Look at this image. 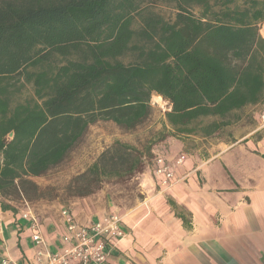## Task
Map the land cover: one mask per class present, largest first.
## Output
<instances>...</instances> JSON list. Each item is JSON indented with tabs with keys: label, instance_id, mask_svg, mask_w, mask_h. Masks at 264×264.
<instances>
[{
	"label": "trees",
	"instance_id": "1",
	"mask_svg": "<svg viewBox=\"0 0 264 264\" xmlns=\"http://www.w3.org/2000/svg\"><path fill=\"white\" fill-rule=\"evenodd\" d=\"M150 1L173 4L174 17ZM262 22L264 0H0V194L41 198L31 177L62 164L98 121L142 125L154 94L177 133L219 135L264 104ZM143 164L117 142L77 178L80 196Z\"/></svg>",
	"mask_w": 264,
	"mask_h": 264
},
{
	"label": "crops",
	"instance_id": "2",
	"mask_svg": "<svg viewBox=\"0 0 264 264\" xmlns=\"http://www.w3.org/2000/svg\"><path fill=\"white\" fill-rule=\"evenodd\" d=\"M256 117L259 124L242 134L217 137L207 156L200 149L186 148L184 163L174 166L175 183L161 188L153 178L154 183L142 190L144 196L132 207L117 211L86 204L84 213L77 207L67 209L81 225L111 213L122 217L125 236L111 240L109 264H264V125ZM164 154L172 161L181 155ZM238 154L249 156L261 169L258 173L254 167L240 175L243 183L228 167L236 166ZM225 155L231 157L225 160ZM216 162L224 171L213 169ZM63 209L46 219L31 211L53 252L73 244ZM0 212L4 231L0 258L32 264L35 247L29 221L22 217L25 211L0 207Z\"/></svg>",
	"mask_w": 264,
	"mask_h": 264
},
{
	"label": "rangeland",
	"instance_id": "3",
	"mask_svg": "<svg viewBox=\"0 0 264 264\" xmlns=\"http://www.w3.org/2000/svg\"><path fill=\"white\" fill-rule=\"evenodd\" d=\"M148 7L169 20L174 17L176 12L174 5L167 2L154 3L150 1ZM263 25L264 22L260 25V34ZM32 93V87L28 85L16 97L23 99L29 97ZM156 97L158 95L154 94L151 99L153 113L142 125L133 130H126L112 121H98L89 127L83 139L75 146L62 164L45 175L31 177V180L42 190L43 196L41 198L30 200L22 194L11 192L6 196L0 194V204L3 202L9 204L16 212L33 211L43 219L59 215L62 208H72L74 210L77 207L81 213H84L86 204L99 208H114L117 211L120 209L125 210L141 200L144 196L142 190L149 188L154 183L152 181L153 162L147 155L149 148H152L154 155L172 151L174 155L176 153L183 154L187 149L197 148L207 156L210 143H213L217 137L220 138V136L224 137L230 134L231 136L240 135L244 129L247 130L257 126L259 122L256 116L259 115L260 117L264 111V104L248 106L237 112L239 121L226 127L219 135L205 138L200 133H177L166 117V112L171 109L169 102L163 99V104H160L155 100ZM231 118L234 117L231 116ZM209 120V118H206L204 121ZM161 136H165V140H160ZM117 142L133 146L141 153L144 163L142 169L131 176L124 175L103 179V182L91 194L80 196L82 180L77 178L87 171L101 153L114 147ZM234 151L237 153V149ZM230 157L225 155L224 159L228 160ZM257 164V162L250 160L249 156L238 154L236 166L233 167L230 164L228 167L232 168L239 177L248 173L247 171L254 167L257 169L259 165ZM212 166L218 172L224 171V168L217 162ZM257 171L260 173L261 169L259 168ZM241 182L243 183L242 179ZM261 187H263L261 189L263 190L264 182Z\"/></svg>",
	"mask_w": 264,
	"mask_h": 264
},
{
	"label": "built area",
	"instance_id": "4",
	"mask_svg": "<svg viewBox=\"0 0 264 264\" xmlns=\"http://www.w3.org/2000/svg\"><path fill=\"white\" fill-rule=\"evenodd\" d=\"M264 125V111L261 113ZM185 155L177 156L175 161L164 154H155L153 159V178L161 188H169L175 183L176 164H183ZM1 213V212H0ZM66 230L73 238V244L62 251L53 252L48 247L42 233L41 223L34 213L25 211L22 217L29 221L32 231V242L35 254L32 264H109L110 245L114 238H123L125 232L121 228L122 217L118 214H108L102 220L89 225L79 224L69 209L62 210ZM3 226L0 218V241L3 239ZM0 264H17L10 258H0Z\"/></svg>",
	"mask_w": 264,
	"mask_h": 264
},
{
	"label": "bare ground",
	"instance_id": "5",
	"mask_svg": "<svg viewBox=\"0 0 264 264\" xmlns=\"http://www.w3.org/2000/svg\"><path fill=\"white\" fill-rule=\"evenodd\" d=\"M261 34L264 36V25L261 29ZM155 100L159 102L160 104H163V97L161 95H158V97H156Z\"/></svg>",
	"mask_w": 264,
	"mask_h": 264
},
{
	"label": "water",
	"instance_id": "6",
	"mask_svg": "<svg viewBox=\"0 0 264 264\" xmlns=\"http://www.w3.org/2000/svg\"><path fill=\"white\" fill-rule=\"evenodd\" d=\"M11 136L13 135V133L10 134Z\"/></svg>",
	"mask_w": 264,
	"mask_h": 264
}]
</instances>
